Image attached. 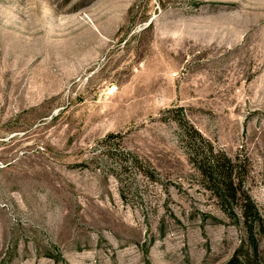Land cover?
Returning <instances> with one entry per match:
<instances>
[{"label": "rangeland", "instance_id": "rangeland-1", "mask_svg": "<svg viewBox=\"0 0 264 264\" xmlns=\"http://www.w3.org/2000/svg\"><path fill=\"white\" fill-rule=\"evenodd\" d=\"M0 264H264V0H0Z\"/></svg>", "mask_w": 264, "mask_h": 264}, {"label": "trees", "instance_id": "trees-1", "mask_svg": "<svg viewBox=\"0 0 264 264\" xmlns=\"http://www.w3.org/2000/svg\"><path fill=\"white\" fill-rule=\"evenodd\" d=\"M184 126L185 137H188L197 145L202 142V146L206 149L205 153L201 154L198 153L199 151L197 145L190 144V147L188 146L187 149L190 160L194 161L199 173L205 177L209 183L212 184L213 189L217 192L218 197L221 200L228 201L230 198L235 199L236 188L233 181V171H235V164H233L231 159L224 153L215 151L212 144L203 138L202 135L196 131L191 124L186 122ZM192 147H196L197 149H193ZM219 179L224 181L225 185L223 188L226 190L221 191L219 188V184L221 182ZM242 211L244 220H247L246 218L249 217L248 214L250 212H253L255 217L258 216V210L256 209V206L252 203L250 197L246 195V193H244V207Z\"/></svg>", "mask_w": 264, "mask_h": 264}]
</instances>
